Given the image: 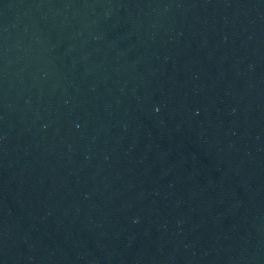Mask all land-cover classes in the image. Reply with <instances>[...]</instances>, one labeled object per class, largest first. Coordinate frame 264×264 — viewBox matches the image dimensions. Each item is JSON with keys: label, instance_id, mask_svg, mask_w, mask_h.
<instances>
[{"label": "water", "instance_id": "1", "mask_svg": "<svg viewBox=\"0 0 264 264\" xmlns=\"http://www.w3.org/2000/svg\"><path fill=\"white\" fill-rule=\"evenodd\" d=\"M145 0H0V264H60Z\"/></svg>", "mask_w": 264, "mask_h": 264}]
</instances>
